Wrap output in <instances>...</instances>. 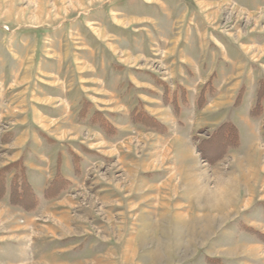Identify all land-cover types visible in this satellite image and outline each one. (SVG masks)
Wrapping results in <instances>:
<instances>
[{"label":"rangeland","instance_id":"1","mask_svg":"<svg viewBox=\"0 0 264 264\" xmlns=\"http://www.w3.org/2000/svg\"><path fill=\"white\" fill-rule=\"evenodd\" d=\"M263 84L264 0H0V264H264Z\"/></svg>","mask_w":264,"mask_h":264},{"label":"trees","instance_id":"2","mask_svg":"<svg viewBox=\"0 0 264 264\" xmlns=\"http://www.w3.org/2000/svg\"><path fill=\"white\" fill-rule=\"evenodd\" d=\"M257 98L258 99H257V102H256V106L254 107V109L252 111V115H257L258 114V109L260 108V103L262 101V98H264V84L260 88ZM225 127H226V129L228 128V131L225 134L226 138H224V144H226V145H224V144L223 145L224 146L231 145L232 144V141H231L232 137H234V139H235L234 141L237 144H239L238 131H237V128L234 126V124L226 123ZM232 132H233V135H231ZM229 135H230V137H229ZM234 146H237V145L236 144L234 145V143H233V146H231V147H234ZM58 175H60L59 172H58Z\"/></svg>","mask_w":264,"mask_h":264},{"label":"bare ground","instance_id":"3","mask_svg":"<svg viewBox=\"0 0 264 264\" xmlns=\"http://www.w3.org/2000/svg\"><path fill=\"white\" fill-rule=\"evenodd\" d=\"M162 213V212H161ZM182 213V212H181ZM165 214V213H164ZM181 215V214H180ZM159 216H160V214H159ZM174 217V216H173ZM173 219V218H172Z\"/></svg>","mask_w":264,"mask_h":264}]
</instances>
